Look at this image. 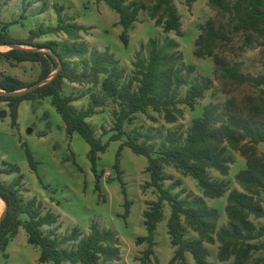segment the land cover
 <instances>
[{
  "label": "trees",
  "instance_id": "1",
  "mask_svg": "<svg viewBox=\"0 0 264 264\" xmlns=\"http://www.w3.org/2000/svg\"><path fill=\"white\" fill-rule=\"evenodd\" d=\"M96 1H105L120 14L119 22L124 28L121 37L126 44L129 43V29L138 20L143 8L164 32L183 34L181 16L174 0H151L153 3L147 5L140 0ZM186 1L191 5L196 0ZM209 5L227 21L218 22L210 17L200 24L195 55L212 56L216 64L214 71L220 77L260 88L258 95L249 98L248 117H243L237 110L227 113L221 111L218 104H209L186 132L179 128L167 131L127 130L126 124L133 123L137 113H146L150 108L163 113L169 123L178 121L184 116L180 104L193 108L196 101L212 87L213 79L200 75L191 77L195 70L192 64L187 66V73H183L184 55L179 41L175 38L161 41L158 37L147 41L145 56L137 52L134 74L126 79L125 70L115 54L108 49L99 51L90 48L82 39L83 26L73 16L64 13L63 6L56 8L57 26L48 30L43 27L33 30L29 38L14 37L8 30L11 22L1 24L0 21V45H15L8 50H0V60L6 59L12 65L25 61L41 65V72L35 81L28 82L12 74L2 75L0 101L8 103L12 126L16 127L22 101L51 96L53 105L65 121L68 136L78 132L89 143L88 157L98 179L97 160L100 153L107 150L111 140H122L115 163L119 177L122 176L119 162L123 146L148 157L147 170L151 174V182L147 185L157 187L160 194L157 201L147 202L144 211L148 235L139 237L138 243H149L145 258L149 259L155 253L157 225L164 217L165 202H169L172 211L168 227L171 242L176 246L170 264H189L187 252L192 253L195 264H214L208 260L210 252L205 242H219V259L223 262L232 259L225 264H264V224L257 225L251 219V216L264 217V155L259 154V144L264 143V74H244L216 52L221 42L231 40L232 35L238 33L242 35L245 46L258 43L264 51V0H209ZM51 30L65 32L67 39L61 42L35 40ZM41 81L44 82L39 84ZM67 82L88 85L89 90L81 93L82 97L87 96V107L75 105L81 96L72 92L64 94ZM185 85L189 88L183 96L181 89ZM111 102L117 106L113 114L114 132L109 141L104 142L96 135L88 118ZM230 148L246 157V167L236 174L241 188L230 189L226 180L214 179L209 171L215 168L222 175H229L230 165L234 162ZM27 155L31 166L36 169L37 162L30 150ZM4 165L0 166V175H17L10 183L0 177V196L7 204L0 221V251L8 255L6 249L10 240L16 236L20 226H24L29 242L40 247L39 261L42 263L111 264L122 259L118 234L111 228L101 227L99 223L91 224L87 236H81L78 227L61 234L58 214L51 209L45 211L43 201L37 197L24 200L23 191L28 187L20 167L8 162ZM168 165L179 169L185 176L197 179L205 197H221L229 191L226 225L219 227L220 212L210 207L204 197L192 196L186 188L174 192L181 185L180 180L165 187V181L171 179L165 171ZM22 214H28V219H23ZM47 225L52 228L45 232L43 227ZM187 227L198 232L199 238H186ZM257 252L260 254L254 257Z\"/></svg>",
  "mask_w": 264,
  "mask_h": 264
},
{
  "label": "rangeland",
  "instance_id": "2",
  "mask_svg": "<svg viewBox=\"0 0 264 264\" xmlns=\"http://www.w3.org/2000/svg\"><path fill=\"white\" fill-rule=\"evenodd\" d=\"M140 1L146 5L153 3L151 0ZM174 3L181 16L182 35L174 31L164 32L149 16L148 10L143 8L138 20L129 29L128 44L124 43L121 37L124 28L119 22L120 14L105 1L0 0V21L1 24L11 22L8 30L14 37L29 38L33 30H40L42 27L48 30L57 26L56 8L63 6V12L73 16L75 21L83 26L82 39L86 40L90 48L99 51L108 49L115 54L125 70L126 79L134 74L137 52L146 55V44L151 37H158L161 41L166 38L178 40L184 55L183 73H187V66L192 64L195 70L191 77L196 75L211 77L212 87L206 91L203 98L196 101L193 108L187 104H180L184 116L178 121L169 123L164 119L163 113L150 108L146 113H137L134 122L126 124L129 131L134 128L142 131H167L179 128L186 132L193 120L200 117L209 104H218L223 112L231 113L237 110L243 117H248L251 106L249 98L258 95L260 88L220 77L214 71L216 64L212 56L195 55V42L201 32L200 24L205 23L210 17L218 22H225L227 18L219 15L218 11L209 5V0H196L191 5H188L186 0H174ZM66 39L65 32L52 30L35 38L36 41L60 42ZM9 48L10 46L0 45V50ZM216 52L239 67L244 74H264V51L258 43L245 46L240 33L233 34L229 41L221 42ZM40 72L41 65L38 62L25 61L12 65L6 59L0 60V77L12 74L31 82L38 79ZM188 88L189 85L182 87L183 96ZM88 90V85L67 82L64 94L72 92L82 97L81 93ZM75 105L87 107V96L80 98ZM116 109V104L111 102L101 108L99 113L88 118L95 128L96 135L104 142L109 141L114 132L113 114ZM121 144L122 140H111L107 150L100 153L97 160V173L100 175L98 179L88 157L89 143L78 132L71 137L68 136L65 121L53 105L51 96L21 102L16 127L12 126L9 106L6 102L0 101V166L4 167V162H8L20 167L28 187V190L23 191L25 201L37 197L43 201L45 211L51 209L58 214V229L63 235L78 227L81 236H87L93 222L99 223L101 227L113 229L120 239L122 259L111 264H170L176 249L171 242L168 227L171 205L165 202L164 217L157 225L155 253L149 259L145 258L149 243L147 241L138 243L139 237L148 235L144 211L148 201L158 200L160 192L157 187L147 185L151 182V174L147 170L148 157L134 152L128 146H123L120 151L119 164L122 176H118L115 163ZM28 150L32 152L37 162L36 169L29 162ZM229 153L234 158L229 175L224 176L215 168H210L209 171L214 179L226 180L230 189L241 188L236 180V174L246 167V157L240 151L231 148ZM259 154L264 155V143L259 144ZM165 171L171 176V179L165 181V187L175 180H180L181 185L174 189V192L186 188L192 196L204 197L210 207L219 210V227L227 224L226 204L229 191L221 197H205L203 188L194 177L183 175L172 165L166 166ZM16 175L17 173H3L0 177L4 182L10 183ZM1 208L2 210L5 208L2 200ZM22 217L28 219L29 216L22 214ZM251 219L257 225L264 224V217L251 216ZM43 228L48 232L52 226L47 225ZM185 236L188 239L199 238L198 232L189 227ZM205 245L210 252L208 260L214 264H225L232 260L223 262L219 259V242L214 244L205 242ZM6 253L8 255L0 251V264H53L52 261L44 263L39 261L40 247L29 242L24 226H20L16 236L10 240ZM259 254L255 253L254 257ZM186 256L189 264H195L191 252H187Z\"/></svg>",
  "mask_w": 264,
  "mask_h": 264
},
{
  "label": "water",
  "instance_id": "3",
  "mask_svg": "<svg viewBox=\"0 0 264 264\" xmlns=\"http://www.w3.org/2000/svg\"><path fill=\"white\" fill-rule=\"evenodd\" d=\"M13 46H15V45H11L10 47H13ZM44 81H41V82H39V84H41V83H43ZM19 91H16L15 93H18ZM0 199L1 200H3L4 201V203H5V208L2 210V214H1V216H0V221L2 220V218H3V216H4V214H5V209H6V207H7V204H6V201H5V199L2 197V196H0Z\"/></svg>",
  "mask_w": 264,
  "mask_h": 264
},
{
  "label": "crops",
  "instance_id": "4",
  "mask_svg": "<svg viewBox=\"0 0 264 264\" xmlns=\"http://www.w3.org/2000/svg\"><path fill=\"white\" fill-rule=\"evenodd\" d=\"M24 80V79H23ZM4 102H6V101H4ZM23 102V101H22ZM7 103V102H6ZM7 105H8V103H7Z\"/></svg>",
  "mask_w": 264,
  "mask_h": 264
},
{
  "label": "bare ground",
  "instance_id": "5",
  "mask_svg": "<svg viewBox=\"0 0 264 264\" xmlns=\"http://www.w3.org/2000/svg\"><path fill=\"white\" fill-rule=\"evenodd\" d=\"M3 201V200H2ZM3 203H4V201H3ZM5 204V203H4Z\"/></svg>",
  "mask_w": 264,
  "mask_h": 264
}]
</instances>
